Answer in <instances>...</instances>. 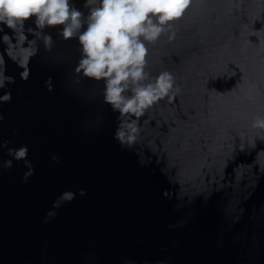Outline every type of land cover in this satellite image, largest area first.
Here are the masks:
<instances>
[{
    "label": "water",
    "instance_id": "water-1",
    "mask_svg": "<svg viewBox=\"0 0 264 264\" xmlns=\"http://www.w3.org/2000/svg\"><path fill=\"white\" fill-rule=\"evenodd\" d=\"M61 30L0 24V141L34 170L0 169V264H264V0H192L145 42L146 83H175L139 117L104 103Z\"/></svg>",
    "mask_w": 264,
    "mask_h": 264
},
{
    "label": "clouds",
    "instance_id": "clouds-1",
    "mask_svg": "<svg viewBox=\"0 0 264 264\" xmlns=\"http://www.w3.org/2000/svg\"><path fill=\"white\" fill-rule=\"evenodd\" d=\"M192 0H87L90 13L85 20L83 13L70 4V0H0V24L9 29L18 25L23 27L30 19L40 29L62 26L61 35L65 40L77 38L82 57L76 71L83 77L103 82L104 103L114 112L139 117L158 101L167 97L174 87V77L167 71L161 72L149 81L145 71L148 49L145 42H155L165 28L179 20L189 8ZM86 23V28L84 25ZM51 41V37H46ZM9 83H14L9 79ZM7 83L0 79V88ZM49 91L51 88L49 87ZM0 101H11V93L5 92ZM0 120L3 116L0 115ZM131 121L128 128L136 131ZM255 127L264 128V119H257ZM117 129L118 140L124 142L125 131ZM14 135L16 133H13ZM134 139L129 134L128 140ZM10 141H0V150L7 149L11 159L0 161V169H10L15 162H24L28 170L24 173L26 182L33 175L32 163L27 159L28 148L21 145L12 148ZM52 160L57 161L53 156ZM75 193H62L54 201V207L60 206V200L71 202ZM79 195H85L81 189ZM56 212L49 211L47 217H55ZM47 223V220L45 221ZM173 227V226H169Z\"/></svg>",
    "mask_w": 264,
    "mask_h": 264
}]
</instances>
